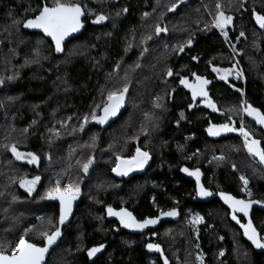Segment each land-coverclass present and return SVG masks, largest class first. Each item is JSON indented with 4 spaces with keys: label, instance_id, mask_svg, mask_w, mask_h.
I'll return each instance as SVG.
<instances>
[{
    "label": "trees",
    "instance_id": "obj_1",
    "mask_svg": "<svg viewBox=\"0 0 264 264\" xmlns=\"http://www.w3.org/2000/svg\"><path fill=\"white\" fill-rule=\"evenodd\" d=\"M53 2L0 0V77L16 76L12 81L5 79L4 85L0 86V145L15 141L20 151L36 153L46 167L49 162L46 154L49 153L53 160L49 170L54 169L57 173L67 168L70 160L74 176L81 173L76 160H84L82 149L105 148L129 156L136 147H141L151 151L153 161L149 171L142 174L143 180L140 175H135L110 193L106 185L96 183V174L90 171L76 221L65 228L64 238L47 264H90L87 249L101 243L107 244V251L94 264H163L159 256L146 252V234H128L120 231L116 223L105 219V207L108 206L128 208L138 219L155 217L161 210L178 208L181 220L162 225L152 237L163 247L172 264H185V261L197 264L193 234L186 223L191 212L202 213L207 221L201 234L207 264H264V254L256 253L244 239L240 229L231 222L229 211L218 200L210 204L195 202V185L180 174L185 165L202 169L206 188L214 193L224 191L247 199L241 191L239 179L240 174H246L253 191L251 198L264 200V168L249 157L241 138L232 136L212 141L204 132L209 123L228 122L227 115H231L239 126L240 116L235 112L228 113L227 108L238 106L241 99L264 112V30L259 29L251 16L253 10L264 14V0H245L243 7L240 6L241 0H220L225 13L234 17L233 25L226 30L230 43L236 45L240 55L230 50L229 43L216 29L199 30L205 23H210L209 13H215L217 0H187L175 13L164 9L171 0H160L155 11L156 0H70L87 6L84 16L86 30L66 45L62 56L55 54L53 44L41 33L26 32L22 25L19 30L11 28V35L4 30L13 18L35 15V12L26 13L25 9H36L44 3L51 6ZM123 8L128 11L122 12ZM87 9L102 12L109 19L100 25L93 24L94 15L89 16ZM162 10L164 17L160 20ZM144 12L150 15L144 18ZM156 23L167 26L168 33L155 36ZM241 30L245 37L237 42L236 36ZM150 34L153 38L142 44L141 40ZM190 34L193 38L190 48L186 47L182 53L172 50ZM38 40L42 41L39 44L40 63L25 65L26 59L34 58ZM165 45H168L167 49ZM144 48L148 51L141 57ZM193 56L198 60H193ZM236 61L243 70V79H237L233 71L225 83L212 71L213 66L231 68ZM118 62L120 67L114 71ZM136 62L141 66L131 70L129 66ZM167 68H172L173 76L165 75ZM126 69H129V90L125 104L109 128L101 132L95 122H90L83 132H73V127L84 114L90 113L97 104L102 107L101 101L108 89L123 85ZM193 72L211 81L209 96L219 111L213 112L200 101L193 102L190 91L180 86L179 76L175 74L192 80ZM235 88L243 89L245 96L241 98ZM156 97H160L158 102L163 105L160 109L153 107ZM190 104L193 105L191 108ZM181 112L184 119L180 118ZM97 114H100L99 109ZM61 121L66 122V128H61ZM244 121L253 131L254 138L260 139L264 146V131L246 116ZM142 126L147 128V135L140 131ZM25 128L27 133L23 131ZM53 128L60 132V136L54 137L50 144L49 129ZM93 134L96 136L95 146L82 147L91 143ZM214 156H223L224 159L217 161ZM46 167H42L41 172L47 174ZM96 167L90 166L89 170L94 171ZM25 171L10 152L0 147V192L4 193L0 196V239L6 237L12 241L25 228L35 226L26 239L43 245L38 231L42 226L48 227L49 218H58V208L40 198L48 185L47 179L41 194L33 199L23 195L18 182L10 181V177H19ZM146 174L149 177L147 188L144 180L148 177L143 176ZM90 184L96 185L90 187ZM12 195L17 197L14 202L11 201ZM5 208L7 212H4ZM90 210L94 211L93 215L87 214ZM253 221L264 235V212L255 210ZM211 224L213 228L207 233ZM6 228L11 231L5 232ZM222 249L225 254L219 256Z\"/></svg>",
    "mask_w": 264,
    "mask_h": 264
},
{
    "label": "snow or ice",
    "instance_id": "obj_2",
    "mask_svg": "<svg viewBox=\"0 0 264 264\" xmlns=\"http://www.w3.org/2000/svg\"><path fill=\"white\" fill-rule=\"evenodd\" d=\"M103 2V0H100ZM245 0H241L240 6H244ZM187 3V0H171L170 3L164 5V9L167 12L175 13L179 10L181 5ZM160 6V0H156L155 5L153 6V11L156 10L157 7ZM230 6V5H229ZM86 5H81L79 3L70 2V0H54L53 4L49 6L47 3H44L42 6L32 9L27 8L25 12H35V15L31 18H13L11 24L5 27V31H9V35H11L10 29L17 28L19 30V26L22 25L24 29H38L41 33H43L44 37H50L51 43L55 46L56 53H62L64 51V42L66 38L72 36L73 33L79 32L84 24L81 20V17L85 16ZM215 13H209L211 16L210 23H205L203 29H199L201 31H209L210 29H216L219 34L224 38V41L229 43L230 50L235 55H240L241 52L237 50L236 45L230 43L229 34L226 30L227 28L233 25L234 17L232 15H228L225 13L224 6L220 3V0H217L215 4ZM207 11V8H205ZM122 12H127V8L121 9ZM87 14L89 16L94 15V19L91 20L93 24L100 25L109 19V16L102 12H95L93 9H87ZM120 12H117L119 15ZM150 15L148 12L143 13V17L147 18ZM252 18L255 20L256 25H258L259 29L264 30V14L258 13L253 10L251 12ZM164 17V11L162 10L159 13V19L162 20ZM199 23V21H197ZM162 33L167 34L168 28L167 26L162 27L160 23H156L154 26V35L159 37ZM241 37H245V32L241 30L239 35L236 36L237 42H239ZM152 35L145 36L141 43H145L147 40H151ZM42 41L38 40V47L34 49L33 56L34 58L29 60L26 59L24 61L25 65L29 63H40V50L39 44ZM193 44V38L190 34L189 37L183 41L182 43H178L173 46V51L177 53H182L185 51L186 47H191ZM258 47V45H255ZM168 45H165L167 49ZM148 51L147 48H144L141 51L140 56L143 57L144 54ZM47 59V57H44ZM193 60H198L197 56L192 57ZM251 60L252 58L249 57ZM141 65L139 62H136L134 66H129L131 70H135V68H139ZM239 61H236L235 64L231 68H217L215 66L212 67V71L217 74V78L219 80L228 83V76L233 74L235 71V77L237 79H243L244 73L242 69H239ZM119 62L116 64L115 69H119ZM128 70H125L124 77L122 79L125 81L120 88H112L108 89L106 95L103 96L101 101L102 107L100 104H97L92 108L91 112L88 114H84L77 126H74L72 131L76 132L77 130L83 132L85 130V126L90 122H95L98 125H105L108 121L116 117L120 110L124 107L126 94L128 93L129 86L127 82ZM111 73L109 77H111ZM165 75L171 77L174 75L172 68H167L165 71ZM175 75L179 76V83L187 88L192 96L193 102L197 100L198 97L202 98V103H204L205 107L210 108L213 112L219 111L217 104L213 101V99L209 96L208 85L211 84V81L205 78L202 75H197L195 72L192 73L193 80L189 82V79L186 76H180L179 73ZM16 78L15 75H9L6 78L0 77V86L4 85L5 79L8 81H12ZM67 90V89H65ZM236 92L239 93L240 97L243 98L245 93L241 88H235ZM102 95L104 93V89H101ZM11 99V98H9ZM160 97H156V102H154L153 107L160 109L163 107L161 103L158 101ZM2 106V105H0ZM193 105H189L191 108ZM97 109L100 110V114H97ZM228 113H237L240 116L239 126H236L235 121H233L231 115H227V121L225 123L213 124L209 123V127L207 129L209 136H219L221 133H229L235 132L241 138L243 143V148L247 151L249 157L256 163H258L262 168H264V146H262L261 140L254 138L253 131L249 130L246 127L244 117L247 116L251 118L255 122L256 125H259L261 128H264V112H262L259 108L254 107L251 103H249L246 99H241L238 106H229L227 108ZM221 115H225L224 112H221ZM146 119L149 118V114H145ZM180 118L184 119V113H180ZM71 119V117H69ZM35 123V121H33ZM61 128H66L67 124L64 121L60 122ZM152 127L155 128L156 124L153 123ZM24 133L28 132V129L25 128ZM145 135H147V128L142 126L140 129ZM51 135L48 137V141L51 144L54 137H59L60 132L56 129H49ZM7 139V137L5 138ZM132 139H136L133 137ZM96 136L95 134L91 137V143L83 145L82 147L93 148L95 146ZM8 152L12 154V156L17 161H26L28 164H38L40 157L31 151H20L17 146V142L12 141L9 143H4L0 145ZM74 151V150H73ZM49 160L51 157H48ZM151 159L149 152L142 151L140 147H136L135 154L129 158H122L120 155L116 156V165L112 168V172L117 176H127L130 172L134 170H142L148 161ZM213 159L217 161H222L224 159L223 156L213 157ZM94 160L91 155L87 156L85 160H76V165L79 167V170L83 172L85 175H88L89 168L93 164ZM71 168V162L69 160L68 167L63 169L62 172L57 173L54 184L46 187L44 192L41 195V199L48 201H58L59 202V215L56 220L51 218L48 219L47 225L48 227H43L38 231V235L43 238V246H38L36 243L29 242L26 239V235L33 230L35 226L32 228H25L23 233L18 236L17 239L9 241L6 237L0 239V264H45V258L49 255L50 249L53 245H55L58 239L62 235V227L65 225V222L72 215L73 212V203L80 196V185L78 182L73 183L71 177H69V182L62 183L61 175L64 172H68ZM233 169L235 170V165H233ZM181 172L186 173L190 177H194L196 181V194L201 198H207L214 195V193L207 188H205L201 182V172L199 168L194 170H189L188 168H181ZM240 181L242 182L243 187L241 191L246 194L248 199H238L233 195L225 193L223 191H219L215 193L218 195L220 199L228 206L231 210V219L239 225V227L243 230V236L251 242V244L257 249H264V235L258 232L257 228L254 226L253 221L250 217V211L253 208V205H259L264 208V200H255L252 199V191L248 187L249 180L241 174L239 176ZM10 181L13 183L19 184V187L24 189V191L31 196L33 192L36 191L37 185L41 181V177L39 175H34L29 179L27 175H20L10 177ZM4 195V193L0 192V196ZM17 200L15 195H12L11 201L14 202ZM8 209L5 208L4 212H7ZM106 213L109 217H116L119 220V225L125 229H130L132 231L143 232L144 229L149 228V226L156 225L161 218L163 217H171L176 218L179 215V212L175 207L159 212L158 216L155 217H145L143 219H137L132 212L127 209L121 207L118 211L113 209L111 206L106 208ZM237 213H241L242 217L238 218ZM244 219L247 222H242ZM15 222V220H14ZM192 226H196L204 223V218L200 215H195L192 217L190 221ZM210 227V226H209ZM49 228L52 229L49 231ZM5 232L11 231V228L4 229ZM193 231L197 232L198 228H193ZM152 235H156L155 232ZM223 239V237H220ZM146 249L149 252H155L159 254V259L163 261V264H170L168 257L165 255L161 245L159 243H147L145 245ZM199 248V245H196ZM105 249V244L101 243L99 245L93 246L87 249V257L89 260H92L93 257H96L98 253H101ZM219 256H224L223 250L219 252ZM197 264H205L204 254L202 252L198 253L195 257ZM94 264V262H93ZM187 264V261H185Z\"/></svg>",
    "mask_w": 264,
    "mask_h": 264
},
{
    "label": "flooded vegetation",
    "instance_id": "obj_3",
    "mask_svg": "<svg viewBox=\"0 0 264 264\" xmlns=\"http://www.w3.org/2000/svg\"><path fill=\"white\" fill-rule=\"evenodd\" d=\"M193 80V79H192ZM191 79H189V82H192ZM181 87H184L183 85L180 84ZM185 88V87H184ZM187 89V88H186ZM188 90V89H187ZM196 101H200V99H197ZM195 101V102H196ZM200 104H201V101H200ZM205 106V105H204ZM117 117V116H116ZM116 117H113L111 118L107 124L105 125H98L96 124L97 127H99V130L101 132H104L107 128H109V126L111 125V122L116 119ZM209 127V126H208ZM204 132H205V129H204ZM206 134V133H205ZM238 136V135H237ZM141 148V147H140ZM142 151H147L149 152L150 156H151V159L148 161V163L145 165V167L142 169V170H134L132 172L129 173V176L128 177H121V176H117L115 173L112 172V168L115 167L116 165V156L117 155H120L119 152L116 150L117 153H113L114 151L111 150V149H105V148H100V149H82L81 152L84 153V160L87 158V156L91 155L93 157V165H97V168L100 170H102V174H99V178H100V181H109L110 184L112 185H116V188H119L120 186H122V184H124V182L128 181L129 179L133 178L135 175H140V178L142 179V174H145L149 171L151 165H152V153L150 150L148 149H141ZM24 152V151H22ZM198 152V151H197ZM196 152V153H197ZM36 154V153H35ZM135 154V151L129 155V156H121L122 158H129L131 157L132 155ZM49 160V158L47 159ZM22 167L27 170L25 171V173L23 175H27V177L29 179H31L32 176L34 175H39L41 177V181L40 183L37 185L36 187V191L33 192V194L31 196H29L25 191L24 189L20 188V190L22 191L23 195L26 196V197H29L31 199H33L36 195H40L41 192H42V186L44 184V182H46L47 180H53L55 181V178H56V175H57V172H54L52 171L49 175L45 174L44 171L43 174L41 172V169L42 167H46L45 164L43 163L42 164V161H41V157H40V160H39V163L38 164H28L26 161H18ZM47 164V163H46ZM183 167H188V166H182L181 168ZM189 169L191 170H194V168H190L188 167ZM90 171H93V169H90ZM60 173V172H59ZM180 174H181V171H180ZM182 175V174H181ZM144 177H148V174L146 175H143ZM69 177H71L72 181L73 180H80L81 179V183H80V189H81V196H79V201H80V204L82 202V198H83V194H84V190H83V187H84V184L86 183V181L89 179V173L88 175H85L83 172H81L80 174L76 175L74 177L73 175V172L71 170H69L68 172H64L63 175H61V181H65L66 183L69 182ZM183 177V176H182ZM184 178V177H183ZM47 179V180H46ZM185 179V178H184ZM143 180V179H142ZM144 182L146 183V185L148 184L149 182V177L148 178H145ZM190 182V181H189ZM205 182V181H204ZM193 183V182H191ZM109 184V185H110ZM195 185V183H193ZM205 184V183H204ZM149 187V185L146 186V188ZM195 189H196V185H195ZM195 193H196V190H195ZM196 197H197V194H196ZM195 197V199H196ZM194 199V200H195ZM50 202V201H49ZM51 203V202H50ZM53 204V203H52ZM79 204V205H80ZM57 206L58 208V213H59V205L58 204H54ZM79 205L77 207V210L75 212V216L72 220V222L76 221V214L78 212V208H79ZM106 208L105 207V219H106ZM180 214H181V211L176 208ZM181 217H182V214H181ZM116 223L118 226L119 224L117 222H114ZM71 224V223H70ZM120 229V226L118 227ZM160 229V228H159ZM158 229V230H159ZM121 231V230H120ZM157 231V230H156ZM155 232V231H150V232H147V233H144L146 234V238H147V241H146V244L147 243H156L155 241L152 240V237L154 235H152V233ZM142 235V234H141ZM145 244V245H146Z\"/></svg>",
    "mask_w": 264,
    "mask_h": 264
},
{
    "label": "water",
    "instance_id": "obj_4",
    "mask_svg": "<svg viewBox=\"0 0 264 264\" xmlns=\"http://www.w3.org/2000/svg\"><path fill=\"white\" fill-rule=\"evenodd\" d=\"M81 20H82V22H83V24H84V27L79 31V32H77V33H73L72 34V36H70V37H68V38H66V40H65V42H64V51L62 52V53H56L55 52V54L57 55V56H62L64 53H65V47H66V45L71 41V40H73L74 38H77V37H79L80 35H82L84 32H85V30H86V24H85V22H84V16L83 17H81ZM23 30L24 31H26V32H29V33H41L38 29H24L23 28ZM42 35H43V33H41ZM46 39H48L50 42H51V38L50 37H45ZM53 46H54V44H53ZM54 50H55V46H54ZM247 117V116H246ZM247 118H249V117H247ZM249 119H251V118H249ZM253 121V120H252ZM260 129H262L263 131H264V128H261L259 125H257ZM207 129H208V127L205 129V133H206V135H207V137L209 138V139H211L212 141H219V140H221V139H224V138H228V137H232V136H237L238 134L237 133H235V132H229V133H221V135H219V136H209L208 135V132H207ZM183 168H188V167H183ZM189 169V168H188ZM189 170H191V169H189ZM200 172H201V177H200V182H201V184L206 188V186H205V184H204V181H205V174H204V172L202 171V169H200ZM181 174H182V176L186 179V180H188V181H190V182H193V183H195V185H196V181H195V178L194 177H190V176H188L186 173H184V172H181ZM129 176V174L127 175V176H121V177H128ZM208 189V188H207ZM208 190H210V189H208ZM211 191V190H210ZM213 192V191H212ZM224 192V191H223ZM214 193V192H213ZM225 193H227V192H225ZM81 194H82V192H80V196H81ZM228 194H230V195H233V194H231V193H228ZM234 196V195H233ZM236 197V196H235ZM236 198H238V197H236ZM238 199H243V198H238ZM214 200H218L224 207H225V209H227L228 211H229V214H230V220H231V222L237 227V228H239L240 229V231H241V233L243 234V230L239 227V225L238 224H236V222L235 221H233L232 219H231V210L228 208V206L226 205V204H224V202L220 199V197L218 196V195H215V193H214V195L213 196H211V197H207V198H201V197H199V196H197L196 197V199L194 200L195 202H197V203H202V204H210L211 202H213ZM51 203H53V204H58L59 205V202L58 201H50ZM80 204V201H79V198L73 203V212H72V215L68 218V220L65 222V225L62 227V235H61V237L58 239V241H57V243L55 244V245H53L52 246V248L50 249V252H49V255H47L46 256V258H45V264H47L48 263V261H49V259L52 257V253H53V251L59 246V244L61 243V241H62V239L64 238V230H65V228H67L69 225H70V223L72 222V220H73V218H74V216H75V212H76V210H77V207H78V205ZM113 209H115V210H119V209H116V208H114V207H112ZM123 208H125V207H123ZM125 209H127L128 211H130V212H132L131 210H129L128 208H125ZM255 210H259V211H262V212H264V208H262V207H260L259 205H253V208H252V210L250 211V217H251V219H252V221H253V215H254V211ZM178 211V210H177ZM179 212V211H178ZM133 213V212H132ZM133 215L135 216V214L133 213ZM237 216H238V218H240V217H242V214L241 213H237ZM136 217V216H135ZM137 218V217H136ZM138 219V218H137ZM106 220L108 221V222H117L118 224H119V220L116 218V217H109L108 215H107V213H106ZM181 220V214H180V212H179V215L176 217V218H171V217H163V218H161L160 219V221L156 224V225H154V226H149V228H146V229H144V231L143 232H138V231H132V230H130V229H125V228H123V227H121L120 225V230L121 231H123V232H126V233H128V234H132V235H141V234H144V233H147V232H150V231H156V230H158L162 225H164V224H170V223H178L179 221ZM242 222H247V220L246 219H244ZM253 224H254V221H253ZM254 226H255V224H254ZM256 227V226H255ZM257 228V227H256ZM258 230V229H257ZM258 232H260L259 230H258ZM261 233V232H260ZM244 237V236H243ZM244 239L252 246V248L254 249V251L256 252V253H258V254H264V249H257V248H255L252 244H251V242L250 241H248L245 237H244ZM38 246H43V245H38ZM162 247V246H161ZM162 249H163V247H162ZM145 250H146V252L147 253H149V254H151V255H157V256H159V254L158 253H155V252H149L147 249H146V247H145ZM106 251H107V244H105V249L101 252V253H98L97 254V256L96 257H93V259L92 260H89V263L91 264V263H93V262H95V261H97L100 257H102L105 253H106ZM163 251H164V249H163ZM165 253V252H164ZM88 258V257H87ZM163 262V261H162ZM169 262H170V264H172L171 263V261L169 260Z\"/></svg>",
    "mask_w": 264,
    "mask_h": 264
},
{
    "label": "rangeland",
    "instance_id": "obj_5",
    "mask_svg": "<svg viewBox=\"0 0 264 264\" xmlns=\"http://www.w3.org/2000/svg\"><path fill=\"white\" fill-rule=\"evenodd\" d=\"M197 99H200V101H201V104L202 105H204V103H202V98H200V97H198ZM48 157H50V154L48 153V154H46V160L48 159ZM49 162H47V167H46V169H47V175H49L52 171H54V169H51V170H49V166H50V164H52V162H53V160L52 159H50V160H48ZM49 163V164H48ZM96 169H98L97 167H96ZM94 170V171H92V173L94 172L96 175H95V178L94 179H96L97 180V184L99 183V184H104V185H106L107 187V190L109 191V193L111 192V191H113V189H115V187H116V185H112V184H110L109 183V181H100V178H99V174H102V170H100L99 171V169L98 170ZM76 175H78V174H76ZM75 175V176H76ZM241 175V174H240ZM248 180H249V178L246 176V174H243ZM74 176V177H75ZM50 181L52 182V184H54V181L53 180H48V185H47V187L48 186H50L51 184H50ZM73 183H76V182H78L79 183V185H80V183H81V179L80 180H73L72 181ZM100 182H102V183H100ZM110 184V185H109ZM240 184H241V188L243 187V185H242V182L240 181ZM94 185H96V184H90V187H92V186H94ZM103 185V186H104ZM248 187L251 189V191H252V188H251V183H250V180H249V185H248ZM92 189H94V187L92 188ZM252 193H253V191H252ZM243 194L246 196V194L243 192ZM246 198L248 199V197L246 196ZM88 200H91V198L89 197L88 198ZM91 208V205L88 207V209H90ZM88 215H93L94 214V211H92V210H90L88 213H87ZM200 215V216H202L203 218H204V223H202V224H199V225H196V226H192L191 225V223H190V221H191V219H192V217H194L195 215ZM186 223H187V226L190 228V230H191V232H192V234H193V240H194V256L196 257V255L198 254V253H200V252H202L203 254H204V261H205V264H207L208 262H207V254H206V252H205V250L203 249V247H202V245H201V243H202V237H201V234H202V227H206V225H207V221H206V218H205V216L202 214V213H200V212H191V213H189L188 214V216H187V220H186ZM198 228V235H197V232H195V231H193V228ZM208 228V227H207ZM213 228V225L211 224L210 225V227L206 230L207 231V233L209 232V230L210 229H212ZM203 235V234H202ZM199 245V248H197L196 247V245ZM223 250V252H224V254H225V250L224 249H222ZM196 260V259H195ZM197 263V262H196Z\"/></svg>",
    "mask_w": 264,
    "mask_h": 264
}]
</instances>
